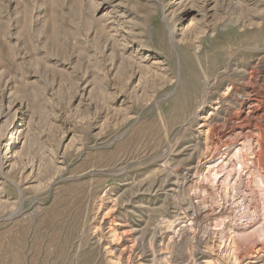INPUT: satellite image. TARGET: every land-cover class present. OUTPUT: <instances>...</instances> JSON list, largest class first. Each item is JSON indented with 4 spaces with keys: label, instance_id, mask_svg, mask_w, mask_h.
I'll list each match as a JSON object with an SVG mask.
<instances>
[{
    "label": "rangeland",
    "instance_id": "374dc122",
    "mask_svg": "<svg viewBox=\"0 0 264 264\" xmlns=\"http://www.w3.org/2000/svg\"><path fill=\"white\" fill-rule=\"evenodd\" d=\"M258 119L264 0H0V264H229L194 188Z\"/></svg>",
    "mask_w": 264,
    "mask_h": 264
},
{
    "label": "bare ground",
    "instance_id": "6f19581e",
    "mask_svg": "<svg viewBox=\"0 0 264 264\" xmlns=\"http://www.w3.org/2000/svg\"><path fill=\"white\" fill-rule=\"evenodd\" d=\"M255 103L252 108L259 114L258 108L263 102ZM207 126L210 125L207 123ZM252 127V131L250 130L252 134L255 130L259 132L253 134V140L249 139L251 136H247L242 144H233V148L226 150L214 163L207 165L198 177L200 191L198 187L194 188L196 194H200V200L211 206L210 208L217 210L227 207L229 210L228 216L220 219L216 225L217 229H214L217 245L225 249L223 254L229 264L240 263L239 250L243 246L247 249L252 243L264 246V135L260 132L262 131L260 121L255 122ZM226 141L217 146V150L225 148L229 143ZM181 230L180 223L173 225L169 241L177 237Z\"/></svg>",
    "mask_w": 264,
    "mask_h": 264
}]
</instances>
